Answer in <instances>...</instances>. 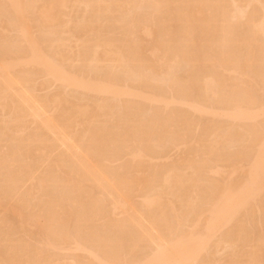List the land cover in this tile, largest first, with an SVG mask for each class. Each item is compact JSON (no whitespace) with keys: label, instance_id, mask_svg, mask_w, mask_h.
Listing matches in <instances>:
<instances>
[{"label":"bare ground","instance_id":"1","mask_svg":"<svg viewBox=\"0 0 264 264\" xmlns=\"http://www.w3.org/2000/svg\"><path fill=\"white\" fill-rule=\"evenodd\" d=\"M0 264H264V0H0Z\"/></svg>","mask_w":264,"mask_h":264},{"label":"rangeland","instance_id":"2","mask_svg":"<svg viewBox=\"0 0 264 264\" xmlns=\"http://www.w3.org/2000/svg\"><path fill=\"white\" fill-rule=\"evenodd\" d=\"M12 35H13V33H12ZM13 36H14V35H13ZM54 89H55V88H53V90H54ZM202 118H203V117H202ZM202 118L200 119V121L202 120L201 122L198 120L202 125H203V124H204V125H207V124H205V122H208V124H209V120H210L209 117H206V118H203V119H202ZM207 118H209V119H207ZM203 120H204V121H203ZM198 133H200V132H198ZM196 137H198V135H197ZM171 149H172V147L170 148V146H169V148H168V150H170V154H169V155H172V156H170L171 158L173 157L172 159H176L178 153L176 152V150L173 151V149H172V150H171ZM171 152H172V154H171ZM174 152H175V153H174ZM121 163L123 164V163H125V161H124V162L122 161ZM121 163H118V164H117V163H113V164H115V166L112 165V167L114 166V167H113L114 169L119 168V166L122 165ZM116 164L118 165V167H117ZM120 164H121V165H120ZM211 177H212V176H211ZM221 178H223V177H221ZM136 200H137V201H136ZM139 201L141 202V198H140V200H139L138 198H137V199L135 198V203H136V202H139ZM140 202H139V203H140ZM139 203H138V204H139ZM136 204H137V203H136ZM71 254H72V253H71ZM71 254H69V255H71Z\"/></svg>","mask_w":264,"mask_h":264}]
</instances>
